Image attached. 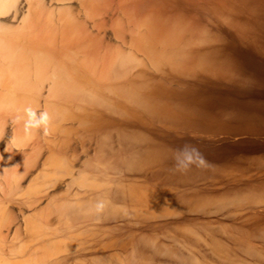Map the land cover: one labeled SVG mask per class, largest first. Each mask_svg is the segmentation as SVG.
Wrapping results in <instances>:
<instances>
[{
  "label": "bare ground",
  "instance_id": "1",
  "mask_svg": "<svg viewBox=\"0 0 264 264\" xmlns=\"http://www.w3.org/2000/svg\"><path fill=\"white\" fill-rule=\"evenodd\" d=\"M0 264H264V0H0Z\"/></svg>",
  "mask_w": 264,
  "mask_h": 264
},
{
  "label": "clouds",
  "instance_id": "2",
  "mask_svg": "<svg viewBox=\"0 0 264 264\" xmlns=\"http://www.w3.org/2000/svg\"><path fill=\"white\" fill-rule=\"evenodd\" d=\"M26 111L30 116V119L25 123L26 132H29L33 128L40 127L41 124H47V113L41 114L40 119L33 123L31 117H33L35 113L31 109H27ZM174 152V168L178 172H185L192 169L193 167L204 168L209 164L203 152H201L199 147L196 145L185 143L181 147L174 149ZM95 208L98 212L102 211L104 208V203L102 201L96 203Z\"/></svg>",
  "mask_w": 264,
  "mask_h": 264
}]
</instances>
